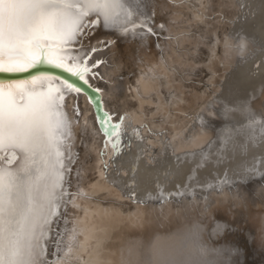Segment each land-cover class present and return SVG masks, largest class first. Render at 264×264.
Wrapping results in <instances>:
<instances>
[{
  "label": "bare ground",
  "instance_id": "bare-ground-1",
  "mask_svg": "<svg viewBox=\"0 0 264 264\" xmlns=\"http://www.w3.org/2000/svg\"><path fill=\"white\" fill-rule=\"evenodd\" d=\"M141 12L158 35L101 26L83 39L82 54L113 42L88 61H104L91 70L98 75L73 76L48 62L51 53L35 66L87 80L95 97L47 69L0 77L81 89L65 108V187L79 195L54 218L48 259L72 243L61 264H264V0H141ZM226 36L243 37L246 50L225 55ZM96 99L110 123L124 117L117 150L97 123ZM163 192L172 195L156 201ZM238 241L250 259L242 261Z\"/></svg>",
  "mask_w": 264,
  "mask_h": 264
},
{
  "label": "snow or ice",
  "instance_id": "snow-or-ice-1",
  "mask_svg": "<svg viewBox=\"0 0 264 264\" xmlns=\"http://www.w3.org/2000/svg\"><path fill=\"white\" fill-rule=\"evenodd\" d=\"M141 15V0H0V73L28 71L51 53L54 59L48 62L73 76H96L91 70L104 61H88L113 42L98 41L82 54L83 39L101 26L125 35H158L150 17L143 15L137 23ZM196 19L202 23L208 17L197 14ZM246 47L243 37L235 43L224 38L225 55L243 53ZM80 91L63 81L57 86L41 79L0 80V264H61L71 259L75 249L68 243L63 255L50 261L46 241L66 197L79 195L65 187L71 135L65 108L66 96ZM110 121L107 112L97 117L104 133L116 137L111 144L117 150L124 117L120 123ZM107 167L105 163V172ZM73 231L75 240L80 233Z\"/></svg>",
  "mask_w": 264,
  "mask_h": 264
},
{
  "label": "water",
  "instance_id": "water-1",
  "mask_svg": "<svg viewBox=\"0 0 264 264\" xmlns=\"http://www.w3.org/2000/svg\"><path fill=\"white\" fill-rule=\"evenodd\" d=\"M46 69L47 70H50V71H53V72H55L57 74L63 75L65 77L73 80L77 85H79L83 89V91L86 94H88L90 96H94V97L96 96V92L94 91V89L92 87H90L89 85H86L85 83H83L79 79L74 78V77H70L69 75L65 74L64 72H62V71H60L58 69L46 67V66H43V65H39L37 67H34V68L29 69L28 71H24V72H20V73H14V74H10V73H0V77L1 78H4V79H19V78L26 77L28 75H31L33 73H37V72H40V71H43V70H46ZM243 91H244V87L243 86H240L239 89H238V91H237V94L240 95V94L244 93ZM95 112H96L97 116H99V117H100V114L103 115V112L100 111V103L97 101V99H96V102H95ZM100 127H101V125H100ZM134 130H133V134L132 135L133 136H137L136 131H134ZM259 152L264 156V148H260L259 149ZM210 174L212 176L214 175L213 173H210ZM219 179H221V177ZM128 184H130V183H128ZM171 195L172 194L169 193V192L168 193H164L163 192L162 194L161 193L160 194L157 193V197H155V198H156V201H162V199H169L171 197ZM234 243H235V246H237V250H239L242 253V255H243V260L242 261H245V260L250 259L248 257V255H247V252L248 251L245 248V245L243 244V242L241 243L240 241H238V242H234ZM237 244H239V247H238ZM237 250H235V251L237 252Z\"/></svg>",
  "mask_w": 264,
  "mask_h": 264
}]
</instances>
